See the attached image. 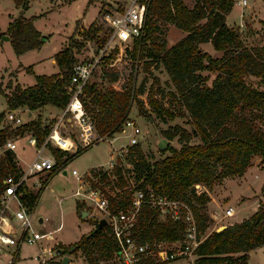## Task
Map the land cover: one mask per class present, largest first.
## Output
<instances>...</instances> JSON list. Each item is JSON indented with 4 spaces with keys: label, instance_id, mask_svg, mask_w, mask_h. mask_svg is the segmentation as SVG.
<instances>
[{
    "label": "trees",
    "instance_id": "obj_1",
    "mask_svg": "<svg viewBox=\"0 0 264 264\" xmlns=\"http://www.w3.org/2000/svg\"><path fill=\"white\" fill-rule=\"evenodd\" d=\"M12 1L16 7L27 9V0ZM193 4L188 7L182 0H150L144 20V35L135 41L133 52L135 55L139 50L140 57L147 60L144 71L153 64L155 68L161 66L173 89L169 95L176 100L178 107L177 112L163 107L150 96L149 91L150 111L164 122L166 118L188 115L187 122L191 129L174 125L161 131L167 141L177 136L179 146L175 148L169 145L166 148L168 156L152 159V154L145 155L139 145L134 144L127 149L128 153L122 161L117 160L110 172H102L100 168L89 171L91 178H97L91 187L99 188V183L107 184L113 177L118 188H125L114 196H108L110 212L125 210L134 189L146 191L150 188L155 195L186 205L192 213L199 237L208 229L205 210L209 197L206 192L197 195L193 186L198 184L210 191L215 182L242 177L253 157L260 158L264 167V130L261 129L264 124V90L253 87L247 81L251 77L264 80V44L246 46L238 31L226 24L225 16L231 11L233 0H193ZM159 23L174 26L185 33L184 37L168 47L164 41H156L152 34L159 32ZM88 25L81 32V39L70 36L54 54L57 73L34 76L35 82L31 86H11L9 83L7 92L0 91L6 103L5 109L0 112V150H6L5 143L10 139L24 135L34 137L37 146L44 142L51 125L42 124L39 115L36 119L9 128L1 126L4 113L22 107L36 111L45 106L56 109L65 106L68 98L64 87L75 63L82 60L78 59L77 53L87 48V42L95 46L96 52L109 35V29L100 22L93 21ZM7 27L8 42L16 55L42 45L40 33L32 26L31 20L19 16ZM207 42L214 51L221 53L219 58H212L199 48V45ZM26 72L32 74L31 68L27 67ZM204 72L214 76L209 84V76L202 75ZM99 77L106 86L99 87L95 82H90L84 87L88 98L85 112L91 118L95 134L113 138L128 119L135 94L133 91L131 94V88L122 91L111 88L118 78L117 71L113 69L101 67ZM137 93L142 94V89ZM138 113L146 116V111L141 107H138ZM45 146L55 160L47 176L57 173L61 165L81 150L69 154L48 143ZM3 155L0 160V185L7 175H17L20 171L11 150ZM126 165L130 168H126ZM44 181L36 193L29 191L25 197L31 210ZM83 207L82 203H76L78 211ZM94 222L96 224L97 220ZM183 233L184 224L180 221H161L155 209L146 205L140 208L134 228L138 242L154 240L171 243L180 241ZM263 245L264 202L241 221L226 225L220 231H209L194 248V260L195 264H246L248 252ZM62 247L63 253L71 254L74 259L77 255L81 256L84 264L110 262L117 254V245L106 225L98 230L93 228L75 243ZM16 260V257L11 258L10 264ZM135 264L158 263L141 258Z\"/></svg>",
    "mask_w": 264,
    "mask_h": 264
},
{
    "label": "rangeland",
    "instance_id": "obj_2",
    "mask_svg": "<svg viewBox=\"0 0 264 264\" xmlns=\"http://www.w3.org/2000/svg\"><path fill=\"white\" fill-rule=\"evenodd\" d=\"M116 1L118 0H27V9L24 10L16 7L12 0H0V91L7 92L9 83L11 86L15 84H19L20 87L31 86L35 82L33 81L34 76L57 73L58 68L52 62L53 56L64 46L67 38L74 35V38L81 39V32L85 31L89 26L88 24L93 21L103 24L100 21L101 11L113 9ZM182 1L187 5L192 3V0ZM237 1L233 0L234 5L225 17L227 25L238 31L246 46L264 44V0H245L247 2L245 6L236 3ZM19 16L31 20L32 26L40 33V36H45V39L42 40V45L38 49H31L16 55L8 40H5V36L9 37L6 32L8 24L19 18ZM103 26L106 27L105 24ZM180 34V30L174 29L172 25L159 23V32H154L152 37H155L156 41H164L168 47L169 43L179 39ZM86 47L77 53L78 59L87 60L93 56L95 46L92 43H87ZM207 47L211 49L209 44ZM130 60L123 66L122 70L123 90L133 86V93L135 94L128 118L133 120L139 129L136 138L140 150L147 156L152 154V159L163 158L169 155V152L166 151L169 145L175 148H178L179 145L176 140L177 136H175L168 141L164 150H158L156 144L158 137H162L161 131L174 125L190 130L191 125L187 122L188 115L185 117L177 116L173 119L166 118L164 122L151 112L148 106L149 96H147L149 91L150 96L163 107L174 109L175 112L178 111L176 100L169 95L173 91L169 79L161 66L155 68L153 64L147 71H144V63L147 61L144 57H140V62L136 68L133 64L134 60ZM27 67L31 68L32 74L26 72ZM204 74L207 73H202V75ZM207 76H209V84L214 76L212 74H207ZM247 81L253 87L264 90V80L251 77ZM92 82H95L99 87L106 86L99 77V69L95 70L92 75ZM140 88L143 91L142 94L137 93ZM5 107V100L0 95V112ZM138 107L146 111V116L138 113ZM58 113L59 109L45 106L37 113L33 111L32 116L36 119L39 114L42 124H50L52 129ZM14 114L23 122L31 120L26 115V110L21 113L14 112ZM1 126L14 127L5 119L1 122ZM64 129L75 138L73 130L61 125L60 131L62 132ZM261 129L264 130V124L261 125ZM129 134V130L124 134L114 133L113 138L97 141L95 144L79 150L78 154L72 156L59 172L51 176H47L48 173L36 175L35 180L40 183L43 180L45 181L32 210L31 227L33 230L40 234L51 233L54 240L61 245L75 243L81 235L88 234L95 227L94 220L98 221L101 217L100 212L91 208L88 204H82L84 206L83 210L89 211V215L83 219L80 217V211L75 208L76 203L80 202H77L73 197L77 180L71 172L72 170L76 171L91 185L97 178H91L89 170L96 171L100 168L102 172H110L107 167L108 161L111 157H117L115 149L128 143ZM28 137L29 135H24L22 138L9 140L12 143L14 142L12 153L17 162V167L21 170L35 156L34 150L28 145ZM66 152L73 154L69 151ZM45 153H49L48 149L45 150ZM3 154V150H0V160L3 159ZM99 184L98 187L107 198L109 195L114 196L115 193L125 189L123 186L118 188L113 177L110 178L109 183ZM37 188L33 193L37 192ZM204 192L209 197L205 210L209 230L214 229L217 231L230 223L232 224L238 218H244L249 213V208L256 207L257 209L258 205L264 202V167L261 164V159L253 157L242 177L225 178L222 181L215 182L210 191L205 189ZM227 205L234 208L233 216L218 222L209 217L210 211L217 210L221 213ZM158 218L162 219L161 221L165 220L163 217L158 216ZM38 219H41V222H38ZM51 244V242L43 239L37 245H22L17 251L18 260L12 264H38L34 257L39 253V247H46ZM14 250L9 248L6 252H2L0 264H10ZM76 257L74 261L77 264H84L81 256L77 255ZM256 263L264 264V245L248 252L246 264ZM44 264L60 263L55 259ZM100 264H120V262L112 260Z\"/></svg>",
    "mask_w": 264,
    "mask_h": 264
},
{
    "label": "built area",
    "instance_id": "obj_3",
    "mask_svg": "<svg viewBox=\"0 0 264 264\" xmlns=\"http://www.w3.org/2000/svg\"><path fill=\"white\" fill-rule=\"evenodd\" d=\"M149 1L118 0L113 9L101 13L100 21L109 29V35L104 45L96 52L94 51L90 59L75 63L68 78L69 81L64 87L68 100L65 106L59 109L58 118L44 142L37 146L34 137L28 138V145L35 154L31 162L23 170L20 169L17 175H7L1 181L0 255L7 249L13 248L15 249L13 257H15L22 245H37L44 239L52 244L39 247V253L34 257L38 264H44L55 259L60 263L63 256L68 257L67 264H77L71 254L63 253V245L55 241L51 233L40 234L33 230L31 227L32 210L27 206L25 197L29 191L33 193L36 187H38L36 191L41 187V183L34 179L35 176L50 173L55 165L53 156L50 153H45V150L47 151L46 143L58 150L74 153L79 149L95 144L97 141L107 139L94 133L91 118L85 112V102L88 101V98L85 96L84 87L91 82L95 70L102 67L117 71L118 78L111 84V88L115 91L123 90V66L130 62V59L134 60L135 68L140 62L139 50L133 55L134 43L144 35V20ZM236 3L245 6L247 2L238 0ZM132 91L133 86L131 87V94ZM17 110H7L4 113V119L13 126L23 122L18 116H15L14 112ZM61 125L73 130L75 138L69 135L67 130L65 134L63 130L61 132ZM127 130L130 133L129 141L125 146L115 149L117 157H111L108 161L109 170L114 167L117 160H123L129 147L138 143L136 137L139 134V129L134 121L129 118L123 122L119 133L124 134ZM12 146V142L7 141L4 149L12 150ZM63 166L61 165L57 172ZM126 168H130V166L126 165ZM71 174L77 180L73 197L77 202L84 205L88 204L91 208L98 210L100 218L105 219L106 226L110 229V236L117 245V254L114 256V260L120 264H135L141 258H149L158 264H195L193 250L211 230L208 228L204 235L197 237L196 223L186 205L155 195L150 188H147L146 191L134 189L129 197L127 208L112 213L108 207L107 197L101 189L91 187L84 180V177L82 178L76 171L72 170ZM129 184L132 188V179L129 180ZM193 187L197 195L205 190L198 184ZM142 205L155 209L158 216L165 220L180 221L184 224L182 239L171 243L154 240L138 242L136 235H134V228ZM233 214L234 208L227 206L221 213L217 210L210 211L209 217L218 222L233 216Z\"/></svg>",
    "mask_w": 264,
    "mask_h": 264
},
{
    "label": "crops",
    "instance_id": "obj_4",
    "mask_svg": "<svg viewBox=\"0 0 264 264\" xmlns=\"http://www.w3.org/2000/svg\"><path fill=\"white\" fill-rule=\"evenodd\" d=\"M183 2V1H182ZM185 4V3H184ZM187 5V4H186ZM194 4H193V0H192V3H190V5H187L188 7H192ZM226 17V16H225ZM225 21V20H224ZM226 22V21H225ZM226 24H227V22H226ZM174 29H176L174 26H172ZM181 32V34H180V36H179V39H181L182 37H184V34L185 33H183L182 31H180ZM178 39V40H179ZM178 40H175L174 42H171V43H169V46H171V45H173L174 43H176V42H178ZM210 45L211 46V44L209 43V42H207V43H203V44H201V45H199V48L202 50V51H205V52H207L209 55H210V57H212V58H219L220 57V55H221V53L220 52H217V51H214L213 50V48H212V46H211V49L209 48V47H207V45ZM53 62V61H52ZM6 104V103H5ZM50 108H54V107H51V106H49ZM45 107H43V108H40V109H44ZM27 110L26 108L24 109L23 107L22 108H18V110L17 111H15V112H19L20 111V113L23 111V110ZM40 109L39 110H36L35 112L37 113L38 111H40ZM32 112L33 111H29L28 112V110H27V116H28V118H30L31 120L32 119H34V116H32ZM59 114V113H58ZM39 115V114H38ZM58 116V115H57ZM58 118V117H57ZM30 137V136H29ZM28 137V138H29ZM113 140V139H112ZM14 143V142H13ZM13 143H12V145H13ZM12 151V150H11ZM17 163V162H16ZM258 205V204H257ZM227 206H230V205H227ZM256 210V207H251V208H249V213L246 215V216H244V218L245 217H247V216H249L252 212H254ZM243 217H241V218H238L237 220H234L232 223H237V222H239V221H241L242 219H244ZM38 222H41V219H38ZM231 224V223H230ZM16 257V259L18 260V254L15 256ZM11 260V259H10ZM16 260V261H17ZM256 264H259V263H256Z\"/></svg>",
    "mask_w": 264,
    "mask_h": 264
},
{
    "label": "water",
    "instance_id": "obj_5",
    "mask_svg": "<svg viewBox=\"0 0 264 264\" xmlns=\"http://www.w3.org/2000/svg\"><path fill=\"white\" fill-rule=\"evenodd\" d=\"M45 39V36H41V40H44ZM5 40H8V37L5 36ZM67 122H69V119H67ZM168 144V141L165 139V138H162V137H158V141H157V144H156V147L158 150L162 151L166 148ZM5 154H8V149H6L4 151ZM63 174H65L64 171H62ZM87 215H89V211L87 210H81L80 211V217L83 219L85 218ZM104 225H106V221L104 218H99L97 223L94 224V230H98L99 228L103 227ZM225 229V227H222L220 228L219 230L217 231H220V230H223ZM67 261H68V257L67 256H63L62 259L60 260V264H67Z\"/></svg>",
    "mask_w": 264,
    "mask_h": 264
}]
</instances>
